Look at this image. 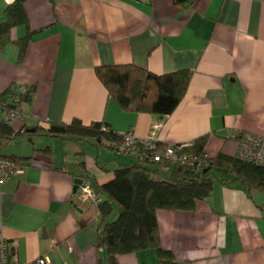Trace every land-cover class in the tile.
Returning <instances> with one entry per match:
<instances>
[{
    "label": "crops",
    "instance_id": "crops-1",
    "mask_svg": "<svg viewBox=\"0 0 264 264\" xmlns=\"http://www.w3.org/2000/svg\"><path fill=\"white\" fill-rule=\"evenodd\" d=\"M12 1L0 0V22ZM24 8L28 24L12 28L10 37L30 31L31 40L21 62L14 42L0 48V93L11 85L34 89L22 118L11 122L19 132L14 139L22 136L21 146L31 148L8 154L47 148L54 161H83L88 180L101 184L118 165L135 160L105 146L36 135L29 127L78 118L145 138L158 124L161 145L207 136L208 159L237 156L244 135L264 137V0H25ZM114 64L156 75L187 69L191 76L175 110L158 118L123 111L108 96L94 68ZM75 178L51 166H22L0 182V233L19 263L39 257L48 264L103 262L94 247L96 207L76 206ZM156 220L162 247L179 264H264V191L214 181L193 211L160 209ZM117 259L159 264L154 249Z\"/></svg>",
    "mask_w": 264,
    "mask_h": 264
},
{
    "label": "trees",
    "instance_id": "trees-1",
    "mask_svg": "<svg viewBox=\"0 0 264 264\" xmlns=\"http://www.w3.org/2000/svg\"><path fill=\"white\" fill-rule=\"evenodd\" d=\"M24 1L13 0L7 4L3 10L5 18L0 22V48L14 42L19 50L20 62L31 40V32L27 31L24 36L13 40L10 32L14 27L28 24ZM94 72L108 96L123 111L148 113L158 118L175 110L186 93L191 76V71L187 69L156 75L134 64L101 65L96 66ZM33 93V88L25 87V91L21 92L19 87L9 86L0 93V116L19 108L22 103L30 102ZM29 131L62 140L84 141L96 148L105 146L111 150L122 143V136L105 123L84 124L78 118L68 123L31 126ZM18 133L1 116L0 146L13 140ZM206 140L205 135L198 137L182 150L204 161L201 167L168 161L151 163L142 151L137 156L126 153L135 163L118 165L113 169L112 177L101 184L88 180L89 174L83 161L64 164L54 161L53 152L47 148L33 149L29 156L0 152V159L20 167L51 166L57 172H69L82 181H88L100 198L95 206L97 230L94 247L104 254V263L98 259V264H119L118 256L146 249L156 251L159 264H179L172 251L163 248L160 243L156 220L158 210L193 211L197 201L211 194L214 181L239 183L264 191V167L223 153L208 159L203 150ZM115 208L118 213L113 217Z\"/></svg>",
    "mask_w": 264,
    "mask_h": 264
},
{
    "label": "built area",
    "instance_id": "built-area-1",
    "mask_svg": "<svg viewBox=\"0 0 264 264\" xmlns=\"http://www.w3.org/2000/svg\"><path fill=\"white\" fill-rule=\"evenodd\" d=\"M19 91L24 92L25 87L20 86ZM23 104L24 103L17 109L4 112L2 114V120L5 123H11L14 120L21 119ZM158 126V124H154L152 130L145 138H136L131 132L119 133L122 136V143L116 145L115 151L122 154L130 153V155L135 156L139 154V151H142V154L146 156L151 163L168 161L178 165L203 166L204 161L197 160L195 157L182 151L185 147H188L189 144L160 146L154 132ZM236 157L264 167V137L250 134L242 136L239 140ZM20 169V166L0 159V182L6 181L12 172ZM74 193V203L78 207L84 205L96 206L100 201V198L88 181H82ZM0 264H48V261L45 257H39L29 263H19L13 255V250L11 249L8 239L0 233Z\"/></svg>",
    "mask_w": 264,
    "mask_h": 264
},
{
    "label": "rangeland",
    "instance_id": "rangeland-1",
    "mask_svg": "<svg viewBox=\"0 0 264 264\" xmlns=\"http://www.w3.org/2000/svg\"><path fill=\"white\" fill-rule=\"evenodd\" d=\"M22 136H18V138L17 139H13V140H11L10 142V146H6V147H4L3 149H2V151L4 152V153H16V154H23L22 152H24L26 149H30L31 147H22L21 145V143H20V141H19V139L21 138ZM24 142V141H23ZM23 145H24V143H23ZM12 146V147H11ZM56 150H58L57 152H60V150H61V147H54ZM64 150V149H63ZM31 153V152H30ZM74 156V155H73ZM69 160H71V159H69ZM117 213H118V210L115 208V210H114V214H113V217H116V215H117Z\"/></svg>",
    "mask_w": 264,
    "mask_h": 264
},
{
    "label": "water",
    "instance_id": "water-1",
    "mask_svg": "<svg viewBox=\"0 0 264 264\" xmlns=\"http://www.w3.org/2000/svg\"><path fill=\"white\" fill-rule=\"evenodd\" d=\"M82 179L80 178H75L74 179V186H73V192H76L78 186L81 184Z\"/></svg>",
    "mask_w": 264,
    "mask_h": 264
}]
</instances>
